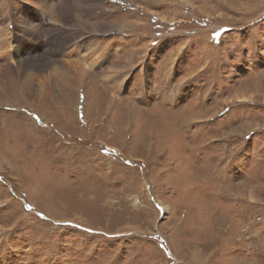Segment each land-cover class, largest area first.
Instances as JSON below:
<instances>
[{"label":"rangeland","instance_id":"374dc122","mask_svg":"<svg viewBox=\"0 0 264 264\" xmlns=\"http://www.w3.org/2000/svg\"><path fill=\"white\" fill-rule=\"evenodd\" d=\"M86 2L0 0V264H264V0Z\"/></svg>","mask_w":264,"mask_h":264},{"label":"bare ground","instance_id":"6f19581e","mask_svg":"<svg viewBox=\"0 0 264 264\" xmlns=\"http://www.w3.org/2000/svg\"><path fill=\"white\" fill-rule=\"evenodd\" d=\"M148 2L149 1H151V0H147ZM45 4V3H44ZM87 6H88V4H87V2H86V0H59V4H58V6H57V17L58 18H60V20L63 22V23H66V22H68V21H72L73 20V16H72V13H73V11L75 10V9H78L79 11H81V10H86L87 11ZM49 10H50V6H49ZM48 10V11H49ZM104 15V14H103ZM57 20V19H56ZM3 23V22H2ZM135 23V22H134ZM134 23H131L133 26H134ZM67 24V23H66ZM70 24V23H69ZM99 24V23H98ZM117 24V23H116ZM41 25V24H40ZM72 25V24H71ZM104 25H108V24H104ZM103 25V26H104ZM8 27H9V24L7 25ZM75 26V25H74ZM80 26V25H79ZM114 26H115V24H114ZM117 27H116V29L118 28V25H116ZM30 27V26H29ZM33 27V26H32ZM42 27V26H41ZM2 28V27H1ZM0 28V45H2V46H0V49L1 48H3L5 45H8V40H7V35L6 36H4L3 35V32H2V30L3 29H1ZM84 28V27H83ZM61 29V28H60ZM109 29H111L110 28V25H109ZM4 31V30H3ZM40 32V31H39ZM34 33V32H33ZM60 33V32H59ZM64 33V32H63ZM83 33V32H82ZM92 34H94V32L92 31ZM63 38V37H62ZM68 40V39H67ZM63 41V40H62ZM61 41V42H62ZM58 42V41H57ZM57 42H56V44H57ZM64 43V42H63ZM57 45H59V44H57ZM63 45V44H62ZM59 46H61V45H59ZM8 47V46H7ZM5 49H6V46H5ZM3 50V49H2ZM7 50V49H6ZM1 51V50H0ZM5 51V50H4ZM3 52V51H2ZM1 53V52H0ZM7 51L6 52H4L2 55L4 56L5 54L7 55ZM90 53V52H89ZM93 55V54H92ZM65 56V55H64ZM48 64H50V62H47ZM47 64V65H48ZM41 65L42 66H46V62L45 63H29V62H27L26 64H22V68H25L26 70H28V71H30V75L33 77V76H36V74L39 72V71H41V69H42V67H41ZM10 66V65H9ZM62 66V65H61ZM5 67H8V65L7 66H5ZM10 68V67H9ZM18 68V67H17ZM19 69V68H18ZM54 69V68H53ZM55 70V69H54ZM52 71V70H51ZM56 72V71H55ZM51 73V72H50ZM27 74V73H26ZM56 75H58L57 74V72L55 73V76ZM49 76V75H48ZM59 76V75H58ZM42 79V78H41ZM59 79H60V77H59ZM82 79V78H81ZM66 80V79H65ZM25 83V82H24ZM30 83V82H29ZM54 83V82H53ZM55 83H58V82H55ZM62 83V82H61ZM30 85V84H29ZM6 86V85H5ZM3 87V88H2ZM22 87V86H21ZM78 87H80V85H77V87L76 88H78ZM10 88H12V87H10ZM73 88V87H72ZM24 89H26V88H24ZM0 90H1V93L2 94H0L1 96H4V99H5V101H12V102H16V104H18V100H19V98H18V96L20 95L21 96V94L23 93V92H21L20 94L18 93V94H15V96H13L14 98H8L6 95H7V88L6 87H4V85H0ZM17 91V90H16ZM39 92V91H38ZM35 99H37L36 97H34ZM23 103H28V100L26 101V102H23ZM35 103V102H34ZM29 104V103H28ZM32 105V104H31ZM2 121H6V119H2ZM2 121H1V123H2ZM1 127V126H0ZM166 208V207H165Z\"/></svg>","mask_w":264,"mask_h":264}]
</instances>
